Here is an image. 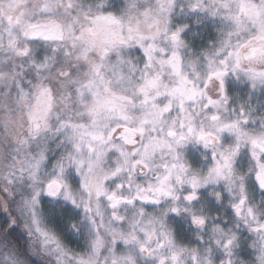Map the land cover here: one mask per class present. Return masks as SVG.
<instances>
[{
  "label": "clouds",
  "instance_id": "clouds-1",
  "mask_svg": "<svg viewBox=\"0 0 264 264\" xmlns=\"http://www.w3.org/2000/svg\"><path fill=\"white\" fill-rule=\"evenodd\" d=\"M0 264H264V0H0Z\"/></svg>",
  "mask_w": 264,
  "mask_h": 264
}]
</instances>
